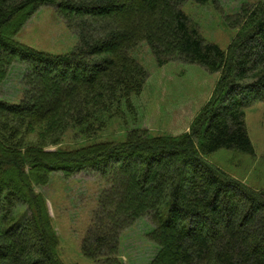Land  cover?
I'll list each match as a JSON object with an SVG mask.
<instances>
[{
    "label": "trees",
    "instance_id": "trees-1",
    "mask_svg": "<svg viewBox=\"0 0 264 264\" xmlns=\"http://www.w3.org/2000/svg\"><path fill=\"white\" fill-rule=\"evenodd\" d=\"M219 0H0V85L24 67L19 102L0 100V264H66L45 197L55 174L90 171L102 188L82 242L98 264H126L121 240L151 222L150 264H264V190L211 166L226 150L255 156L246 127L251 101L264 102V0H246L224 51L207 42L183 11ZM53 7L77 36L67 55L17 41L42 7ZM146 44L159 66L198 65L220 76L191 132L127 131L99 141L114 121L127 126L149 73L134 57ZM38 142H30L34 132ZM68 133L84 142L51 151ZM31 135V136H30Z\"/></svg>",
    "mask_w": 264,
    "mask_h": 264
},
{
    "label": "rangeland",
    "instance_id": "rangeland-1",
    "mask_svg": "<svg viewBox=\"0 0 264 264\" xmlns=\"http://www.w3.org/2000/svg\"><path fill=\"white\" fill-rule=\"evenodd\" d=\"M246 0H219L216 5L199 6L187 2L183 8L202 37L209 43L228 50L236 31L229 27L230 18L238 15ZM255 2L256 0H248ZM17 41L40 52L54 56L67 55L77 45L78 39L68 29L64 18L53 7L40 8L17 36ZM134 57L146 68L149 78L140 97L133 98L135 114L127 116V126L114 121L99 141L122 140L127 131L147 130L153 136L178 137L191 132L192 125L208 105L220 76L210 74L198 65L171 62L159 66L146 44L141 45ZM24 67L16 64L6 83L0 85V100L19 102L23 87L20 80ZM246 127L255 149V156L221 150L207 158V162L222 170L232 179L256 190H264V102L255 99L246 109ZM34 132L30 142L39 141ZM74 133H68L61 143L49 147L51 151L70 150L81 146ZM94 175L87 171L71 179L55 174L50 184L38 188L52 218L59 238V253L66 264H98L82 254L81 247L97 209L102 191ZM153 230L151 222L140 219L127 230L121 240V258L126 264H150L155 249L146 237Z\"/></svg>",
    "mask_w": 264,
    "mask_h": 264
}]
</instances>
